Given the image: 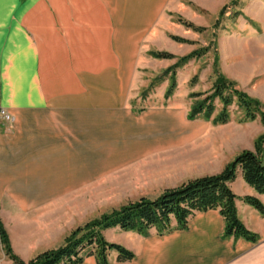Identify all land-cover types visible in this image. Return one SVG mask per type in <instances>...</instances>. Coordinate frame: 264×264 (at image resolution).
<instances>
[{"label":"crops","instance_id":"crops-1","mask_svg":"<svg viewBox=\"0 0 264 264\" xmlns=\"http://www.w3.org/2000/svg\"><path fill=\"white\" fill-rule=\"evenodd\" d=\"M177 3L0 0L1 104L15 117L0 119V218L24 260L59 246L70 227L86 220L83 208L70 214L68 199L99 193L106 176L123 171L127 195L157 198L220 173L241 151L255 149L264 131L259 120L213 125L185 113L187 123L175 105L164 125L157 117L141 120L129 104L141 40L163 33L159 23ZM116 177L115 183L122 180ZM230 186L240 197L264 202L240 169ZM236 205L260 235L257 243L225 238L224 217L211 209L197 212L186 229L163 235L155 227L147 236L122 230L135 256L120 261L114 250L110 263L264 264V217L242 199ZM80 264L97 261L87 256Z\"/></svg>","mask_w":264,"mask_h":264},{"label":"rangeland","instance_id":"rangeland-1","mask_svg":"<svg viewBox=\"0 0 264 264\" xmlns=\"http://www.w3.org/2000/svg\"><path fill=\"white\" fill-rule=\"evenodd\" d=\"M179 1L176 6L171 5L173 9L166 10V20L159 23L163 26V33L156 32L153 36L142 38L140 50L135 56L128 100L140 119L150 121L157 117L165 122L164 125H169L168 121L175 112L169 107L176 105L182 121L192 123L185 120L187 113L188 120L212 122L201 115L192 119L189 114L195 104L213 93L214 83L219 76L225 77L235 88L259 100L264 110V0ZM156 52H167L172 57L159 58L155 55ZM193 54L197 57L188 59ZM185 57L186 62H182ZM215 105L213 116L222 108L219 99L215 100ZM230 111L229 122L240 124L252 121H244L245 112L238 107L236 99L230 106ZM255 120L262 123L259 116ZM212 124L215 125L213 122ZM115 176L122 180L116 179L115 183ZM123 177V171L111 179L106 176L101 182L99 193L95 189V195L91 197L68 199L70 214L81 212V208V213L88 214L86 220L70 227L64 240L77 227L142 198L127 195L131 191L129 193L123 189ZM7 233L9 235L8 230ZM103 234L108 241L123 245L131 240L124 236L119 227L105 229ZM9 238L16 253L10 235ZM113 253L114 250H111L108 254L109 262L113 260ZM6 257L8 260L0 264H8V261L14 264L7 255Z\"/></svg>","mask_w":264,"mask_h":264},{"label":"trees","instance_id":"trees-1","mask_svg":"<svg viewBox=\"0 0 264 264\" xmlns=\"http://www.w3.org/2000/svg\"><path fill=\"white\" fill-rule=\"evenodd\" d=\"M174 39L181 40L178 37ZM155 55L159 58L172 57L167 52H156ZM192 56L196 54L188 59ZM186 58L182 62H186ZM213 88V93L192 107L190 118L201 115L212 120L215 125L226 124L231 120L230 106L236 99L238 107L245 112L244 121L255 120L259 116L264 125V110L259 100L235 88L232 82L223 76L218 77ZM216 99L222 103V108L213 116L216 111ZM239 169L245 181L257 192L264 194V132L257 138L254 150L241 151L222 172L190 180L177 188L166 189L155 199L142 197L129 202L77 227L59 247L45 250L28 262L14 252L1 219L0 244L14 264H80L87 256H95L97 264H110L108 254L111 250L118 253L120 261L131 260L135 254L122 244L108 241L103 230L119 227L147 236L155 227L158 233L163 235L175 229H186L191 217L197 212L211 209L219 210L224 217L225 238H243L257 243L260 235L250 230L240 219L236 201L242 199L256 208L263 217L264 202L254 195L240 197L232 190L230 182L236 179ZM173 220L176 221L175 226L172 224Z\"/></svg>","mask_w":264,"mask_h":264},{"label":"built area","instance_id":"built-area-1","mask_svg":"<svg viewBox=\"0 0 264 264\" xmlns=\"http://www.w3.org/2000/svg\"><path fill=\"white\" fill-rule=\"evenodd\" d=\"M0 119H2L6 123H11L15 119L14 114L1 104V94H0Z\"/></svg>","mask_w":264,"mask_h":264}]
</instances>
